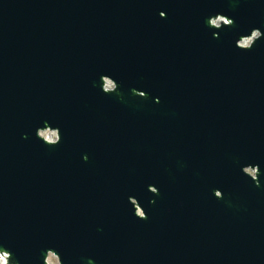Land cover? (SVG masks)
I'll use <instances>...</instances> for the list:
<instances>
[{
  "label": "water",
  "instance_id": "1",
  "mask_svg": "<svg viewBox=\"0 0 264 264\" xmlns=\"http://www.w3.org/2000/svg\"><path fill=\"white\" fill-rule=\"evenodd\" d=\"M49 256L264 264V0H0V264Z\"/></svg>",
  "mask_w": 264,
  "mask_h": 264
},
{
  "label": "built area",
  "instance_id": "2",
  "mask_svg": "<svg viewBox=\"0 0 264 264\" xmlns=\"http://www.w3.org/2000/svg\"><path fill=\"white\" fill-rule=\"evenodd\" d=\"M246 44V41H243V44L242 45H245ZM48 138L50 139V140H52V138H53V135L52 136H48Z\"/></svg>",
  "mask_w": 264,
  "mask_h": 264
},
{
  "label": "rangeland",
  "instance_id": "3",
  "mask_svg": "<svg viewBox=\"0 0 264 264\" xmlns=\"http://www.w3.org/2000/svg\"><path fill=\"white\" fill-rule=\"evenodd\" d=\"M48 260L54 263V259L52 257L49 256Z\"/></svg>",
  "mask_w": 264,
  "mask_h": 264
},
{
  "label": "flooded vegetation",
  "instance_id": "4",
  "mask_svg": "<svg viewBox=\"0 0 264 264\" xmlns=\"http://www.w3.org/2000/svg\"><path fill=\"white\" fill-rule=\"evenodd\" d=\"M53 258V257H52ZM54 259V258H53ZM56 263V261H55V259H54V263L53 262H51V261H49V264H55Z\"/></svg>",
  "mask_w": 264,
  "mask_h": 264
},
{
  "label": "bare ground",
  "instance_id": "5",
  "mask_svg": "<svg viewBox=\"0 0 264 264\" xmlns=\"http://www.w3.org/2000/svg\"><path fill=\"white\" fill-rule=\"evenodd\" d=\"M51 135V134H50ZM49 136V135H48Z\"/></svg>",
  "mask_w": 264,
  "mask_h": 264
}]
</instances>
